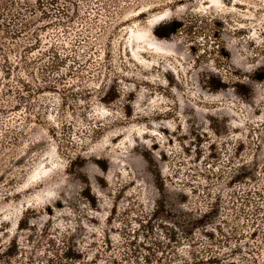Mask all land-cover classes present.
<instances>
[{
  "label": "rangeland",
  "instance_id": "374dc122",
  "mask_svg": "<svg viewBox=\"0 0 264 264\" xmlns=\"http://www.w3.org/2000/svg\"><path fill=\"white\" fill-rule=\"evenodd\" d=\"M52 12H37L28 38L7 40L11 73L0 58V264L24 262L4 254L13 240L38 256L63 235L77 240L85 264H129L148 242L142 224L163 239L170 214L197 218L213 207L219 218L212 238L197 231L199 256L264 264V83L250 82L248 102L234 90L208 93L198 75L218 72L213 64L183 38L153 34L188 12L223 14L232 63L252 73L264 65V0H58ZM35 36L42 46L31 53ZM111 85L121 98L106 106ZM209 118L227 119L228 133L216 135ZM143 153L168 194V213L152 224L159 193ZM82 160L97 210L70 173ZM246 169L254 176L241 184Z\"/></svg>",
  "mask_w": 264,
  "mask_h": 264
},
{
  "label": "trees",
  "instance_id": "16d2710c",
  "mask_svg": "<svg viewBox=\"0 0 264 264\" xmlns=\"http://www.w3.org/2000/svg\"><path fill=\"white\" fill-rule=\"evenodd\" d=\"M57 3L58 0H50L46 3L45 0H24L23 2L21 0H0V58L7 63V69L10 73V68L13 65L10 62L7 50L12 51L13 49H7V40L17 42L18 39L23 37L28 38L31 32V22L52 18V9H55ZM24 12H30V17L28 18ZM37 12L40 13V19L35 18ZM229 26L230 23L223 14L188 12L181 18L173 17L163 20L153 28V34L161 40H169L172 35L183 38L189 45L190 53L197 60L213 64L218 72H203L198 75L202 90L211 94H221L234 90L237 96L248 102L254 96L251 83H264V65L256 68L252 73L244 72L242 69L235 67L232 63L231 51L224 40L225 31ZM237 29L235 28L234 31H238ZM35 37L36 43L34 46L38 45V47H28L31 53L39 50L42 46L41 38L39 36ZM61 63H63V60ZM120 98V89L115 85H111L101 101L108 106ZM132 114L133 111L130 109L125 115L131 117ZM209 121L210 128L216 135L220 136L228 133L227 119L221 121L217 118H209ZM142 156L148 164V169L154 178V185L159 193L156 208L150 214V221L148 222V224H152V220H159L161 216L168 213V194L165 179L154 158L144 153ZM83 161L78 164L80 168L78 172L73 168V162L70 173L75 175L84 185L81 192L83 200L93 210H97L99 200L93 192L89 179L82 172L85 167ZM253 176V171L246 169L236 179H238L237 182L246 184ZM168 217L169 224L159 226L164 234L163 239L153 236L156 227L151 225L149 229L143 224L141 225L144 227L142 236L144 239H148V242H136L135 255L131 258L132 260L128 261L129 264H222L218 256H199L195 248L197 231H202L205 236L212 238L213 233L209 232L208 228L213 225L216 226L214 221L219 218L217 207L211 208L197 218L183 217V219H178V217L173 218V214ZM173 219H176V221ZM18 228L21 231L27 230L29 219H20ZM50 246V249L38 256H26V252L25 254L22 253V248H20L18 242L13 240L6 247L4 254L10 260L24 258V262L20 261V264H85L88 261L84 252L78 249V242L73 237L63 235L59 243L51 240ZM255 262L257 261L255 260ZM113 264L121 263L114 260Z\"/></svg>",
  "mask_w": 264,
  "mask_h": 264
}]
</instances>
